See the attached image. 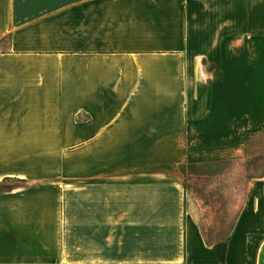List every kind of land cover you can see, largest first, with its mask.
<instances>
[{"label": "crops", "instance_id": "1", "mask_svg": "<svg viewBox=\"0 0 264 264\" xmlns=\"http://www.w3.org/2000/svg\"><path fill=\"white\" fill-rule=\"evenodd\" d=\"M263 151L264 0H0V264H264V176L218 242L186 210Z\"/></svg>", "mask_w": 264, "mask_h": 264}, {"label": "rangeland", "instance_id": "2", "mask_svg": "<svg viewBox=\"0 0 264 264\" xmlns=\"http://www.w3.org/2000/svg\"><path fill=\"white\" fill-rule=\"evenodd\" d=\"M70 148V145H30L31 163L26 166H58L54 165L55 153H67ZM188 168L199 174L190 176L187 182L186 210L194 216L203 232L220 236L228 230L243 204L249 178L264 176V151L257 156H242L237 161L191 165ZM17 184L16 181L3 182L0 190Z\"/></svg>", "mask_w": 264, "mask_h": 264}, {"label": "trees", "instance_id": "3", "mask_svg": "<svg viewBox=\"0 0 264 264\" xmlns=\"http://www.w3.org/2000/svg\"><path fill=\"white\" fill-rule=\"evenodd\" d=\"M202 232H203V229H202ZM203 234H204L205 240L208 244H213L215 242H218V241H220L221 238H223L226 235V233H224L220 236H218V235L213 236V235H208L205 232H203Z\"/></svg>", "mask_w": 264, "mask_h": 264}]
</instances>
